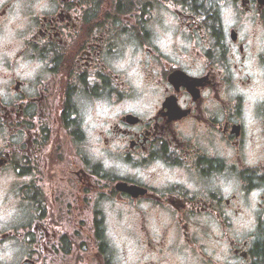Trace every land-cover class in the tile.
I'll return each mask as SVG.
<instances>
[{
  "label": "flooded vegetation",
  "instance_id": "af4514ba",
  "mask_svg": "<svg viewBox=\"0 0 264 264\" xmlns=\"http://www.w3.org/2000/svg\"><path fill=\"white\" fill-rule=\"evenodd\" d=\"M172 2L189 9L177 15L190 37L207 34V38L216 41L213 48H221V54L217 57L211 50L204 54L193 50L189 54L206 61L208 77L204 78H187L180 70L172 69L164 57H158L161 79L172 89L174 97L166 98L148 121L125 118L126 128L142 130L138 136L121 129L117 131L130 142L126 159H131L132 152L150 151L153 145H159L142 163L159 156L171 165L184 168L189 177L201 185V191L193 194L182 186H171L158 195L157 190L149 186L129 187L127 185L136 184L131 178L121 180L105 174L98 165L92 167L82 159L77 147L82 134L79 129L69 131L72 109L67 98L74 91L71 81L83 82L85 76L96 69L102 83L90 92L109 91L111 96L121 98L119 90L113 87L111 74L101 75L105 71L102 57L115 52L122 33H130L148 48L149 33L145 25L152 22L162 0H58L59 15L36 19L33 22L35 35L27 44L38 56H46L49 51L55 53L50 79L35 97H24L27 104L0 108V183L6 173L15 175L12 190L31 209V218L23 225L33 248L28 257L30 264H67L72 258L80 264L89 251L91 256L85 264H112L113 253L103 241V214L99 210L100 201L106 199L117 200L136 214L139 239L148 251L161 257L166 252L174 255L188 251L198 258L197 264H212L202 252L201 241L207 240L209 229L200 218L215 214L222 227H229L223 211L233 208V201L220 199L207 190V177L228 165L218 157H207L204 144L235 150L228 171L239 175L245 191L264 186V175L257 174L264 171V165L249 168L243 164V146L245 140L251 138L246 137L243 127L233 122L241 119L242 99L238 97L234 103L223 100L231 80L216 71V65H226L227 60V51L221 43L223 32L217 27L218 11L205 9L200 0ZM213 3L215 5L217 0ZM232 3L240 15L254 13L264 23V0H232ZM202 11L206 18L197 23ZM37 39H46L48 44L41 49L35 45ZM232 39L239 44L235 31ZM246 48V44H239L242 59H247ZM259 59L264 63V54ZM204 92L211 93L210 99L204 97ZM211 102L219 108L211 107ZM182 103L188 105L183 111L178 108ZM206 104L210 106L206 108ZM217 111L226 113L223 124L215 118ZM256 111L264 119V105H258ZM177 125L191 132L192 138L182 139ZM7 129L22 130L21 141L8 144L3 135ZM261 138L264 140V132ZM169 148L175 150L169 153ZM141 202L150 203L148 212L138 207ZM233 210L235 214L241 211L238 206ZM165 215L170 222L161 240L153 241L147 228L148 217L160 224ZM258 226L264 234V217H258ZM170 238L171 246L168 245ZM230 246L232 255L243 264H264V241L250 249L244 242L232 241ZM161 264L168 262L162 260Z\"/></svg>",
  "mask_w": 264,
  "mask_h": 264
},
{
  "label": "clouds",
  "instance_id": "9594fccd",
  "mask_svg": "<svg viewBox=\"0 0 264 264\" xmlns=\"http://www.w3.org/2000/svg\"><path fill=\"white\" fill-rule=\"evenodd\" d=\"M205 9L215 8L223 32L221 41L227 51L226 65L217 64L216 71L231 80V86L223 93V100L234 103L239 97L243 108L240 120L234 124L243 127L246 139L243 146V164L249 168L264 165V119L257 115V106L264 105V63L260 56L264 54V23L254 13L240 15L232 0H200ZM58 0H0V108L21 107L28 103L24 97H35L50 79V70L54 67L55 53L49 51L46 56H38L27 46L35 35L33 22L36 19L59 15ZM172 0H162V6L153 14L151 23L145 25L149 33V47L144 48L130 33H122L116 42L115 52L102 57L105 71L101 75L111 74L113 87L117 88L121 98L111 96L109 91L92 94L102 83L98 70L94 69L85 76L83 82L71 81L74 91L67 98L72 111L69 113V131L79 129L82 140L78 144L82 159L92 166H99L103 173L120 178H131L135 185L149 186L161 194L171 186H182L190 193L201 191V185L191 179L184 168L169 164L157 156L148 163L150 151H157L159 145H153L150 151L130 153L128 137L123 132L141 134L139 128H126V117L141 121L150 120L159 105L166 98L174 97L172 89L161 79V67L158 57H164L171 68L180 70L187 78L208 77L206 61L189 55L193 50L204 54L213 51L219 57L221 48H213L214 39L207 34L190 37L187 29L181 27L177 13H187ZM206 18L205 12L197 17V23ZM119 27V24H117ZM235 31L239 44H246L247 59H242L239 44L234 43ZM35 45L43 49L48 41L37 39ZM71 42V41H69ZM238 67H233V66ZM149 75L151 79H149ZM123 84L125 87H120ZM18 86V87H17ZM22 86V87H19ZM199 93V92H198ZM200 95V94H199ZM204 97H211L204 92ZM210 105L206 104L205 107ZM187 103L178 105L185 110ZM211 107L219 105L211 102ZM226 113L217 111L215 118L223 124ZM182 139H191L192 133L177 125ZM8 144L19 143L22 130L7 129L3 132ZM255 141V143H254ZM207 157H218L230 167L235 150L222 149L204 144ZM175 149L169 148V153ZM179 156V153H177ZM228 167L219 173L207 177V190L225 201H233V208L241 211L235 214L233 208H225L223 217L229 227H222L221 221L212 216L201 217V223L209 229L207 240H202V252L210 258L212 264H243L232 255L230 242H244L252 248L264 241L259 231L258 217H264V186L244 190L243 181L238 174L229 173ZM264 175V171H258ZM16 183L15 175L6 173L3 189L0 191V264H30L28 257L33 251L31 241L23 231V225L31 218V209L24 205L12 190ZM138 207L148 212L151 205L139 203ZM102 212L103 241L113 250L112 264H197L196 257L184 251L174 255L165 253L163 257L148 251L136 237L129 233L134 230L129 209L117 200H102L99 203ZM170 219L165 215L162 223L149 216L147 228L153 241L159 242L164 228ZM171 238L168 245L171 246Z\"/></svg>",
  "mask_w": 264,
  "mask_h": 264
},
{
  "label": "rangeland",
  "instance_id": "374dc122",
  "mask_svg": "<svg viewBox=\"0 0 264 264\" xmlns=\"http://www.w3.org/2000/svg\"><path fill=\"white\" fill-rule=\"evenodd\" d=\"M0 184H2L1 185V191H2V189H3V181L0 183ZM57 209H55V211H56ZM56 213H57V211L54 213V215H56ZM129 216L131 217V223H133V225H134V230L132 231V232H130L129 234L130 235H132V236H134V237H136L137 238V240L140 242V244L142 245V239L140 240L139 239V234H138V229L136 228L137 227V225H138V227H139V223H138V218L136 217V214L135 213H132V212H130V210H129ZM136 222V223H135ZM111 250V252L113 253V255H114V252H113V250L112 249H110ZM88 256H91V253H90V251L87 253V255H83V258L80 260V264H85V263H88L89 262V258H88ZM113 257V256H112ZM67 264H79L78 263V261H73V258L69 261H67Z\"/></svg>",
  "mask_w": 264,
  "mask_h": 264
}]
</instances>
